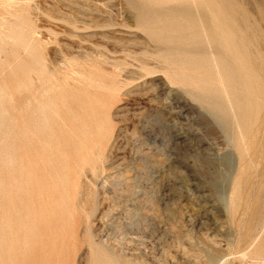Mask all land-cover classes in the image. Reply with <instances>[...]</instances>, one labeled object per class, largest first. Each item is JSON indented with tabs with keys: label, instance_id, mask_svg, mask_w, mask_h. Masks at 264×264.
<instances>
[{
	"label": "rangeland",
	"instance_id": "1",
	"mask_svg": "<svg viewBox=\"0 0 264 264\" xmlns=\"http://www.w3.org/2000/svg\"><path fill=\"white\" fill-rule=\"evenodd\" d=\"M263 223L264 0H0V264H264Z\"/></svg>",
	"mask_w": 264,
	"mask_h": 264
},
{
	"label": "bare ground",
	"instance_id": "2",
	"mask_svg": "<svg viewBox=\"0 0 264 264\" xmlns=\"http://www.w3.org/2000/svg\"><path fill=\"white\" fill-rule=\"evenodd\" d=\"M259 123V122H258ZM264 233V223L262 224V226H261V229H259V232L257 233V235H256V237L253 239V241H252V244H255L258 240H259V238L261 237V235ZM259 245H260V243H259ZM252 246L253 245H251L246 251H244V252H242L244 255H248V254H250V255H254L255 257H257L258 259L260 258V259H263L264 260V252H260V250L262 251V248L261 249H258L257 251H254L253 249H252ZM259 247V246H258ZM257 248V247H256ZM259 251V252H258ZM264 251V250H263ZM249 256V255H248ZM121 258H122V256H121ZM244 258V257H243ZM245 258H247V257H245ZM128 259V258H127ZM126 259V260H127ZM263 260H261V261H263ZM256 261H257V259H256ZM257 264V263H256ZM258 264H259V262H258Z\"/></svg>",
	"mask_w": 264,
	"mask_h": 264
}]
</instances>
